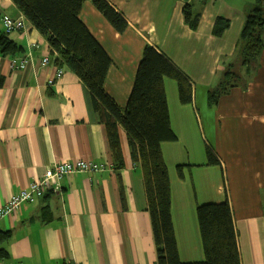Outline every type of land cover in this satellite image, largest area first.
<instances>
[{
  "label": "crops",
  "instance_id": "crops-1",
  "mask_svg": "<svg viewBox=\"0 0 264 264\" xmlns=\"http://www.w3.org/2000/svg\"><path fill=\"white\" fill-rule=\"evenodd\" d=\"M107 1L128 22L124 33L92 1L80 14L112 59L106 93L127 105L146 45L193 87L192 103L182 104L177 82L164 80L177 141L164 143L162 152L180 259L204 264L197 207L228 200L242 264H264V49L249 66L240 54L246 18L259 0ZM187 5L199 16L196 28L186 21ZM4 17L23 19L26 27L8 34L15 53L0 47V209L55 164L93 160L109 169L69 175L1 219L0 232L10 237L0 264H156L144 173L132 161L126 132L120 128L124 166L115 169L88 87L55 63L46 38L11 0H0V36ZM218 19L228 23L220 35L214 32ZM27 56L25 70L11 68L13 59ZM228 68L237 80L212 105L210 91ZM208 147L219 165L207 164Z\"/></svg>",
  "mask_w": 264,
  "mask_h": 264
},
{
  "label": "trees",
  "instance_id": "trees-1",
  "mask_svg": "<svg viewBox=\"0 0 264 264\" xmlns=\"http://www.w3.org/2000/svg\"><path fill=\"white\" fill-rule=\"evenodd\" d=\"M27 20L46 38L54 61L65 65L88 87L93 97L95 112L107 128L116 168L124 166L120 128L128 137L131 158L144 173L148 210L152 219L157 249L156 264H190L180 259L172 218V194L168 167L162 145L177 141L171 127L170 111L164 80L178 84L180 101H193V87L185 76L156 48L146 45L139 63L132 92L123 108L106 93L105 82L112 59L81 20L86 1H92L98 11L119 33L128 29L126 19L107 0H11ZM188 24L196 28L199 16H194L189 5L184 7ZM228 23L218 19L214 32L220 35ZM3 53H15L17 45L8 37L0 36ZM264 49V0L248 14L241 34L240 54L244 65ZM237 80L231 69L224 73L218 85L210 91V104H216ZM207 164L219 165L212 148H207ZM181 170V169H180ZM197 217L205 254L204 264H242L234 216L228 200L197 207ZM9 232H0V261L8 258L4 244Z\"/></svg>",
  "mask_w": 264,
  "mask_h": 264
},
{
  "label": "built area",
  "instance_id": "built-area-1",
  "mask_svg": "<svg viewBox=\"0 0 264 264\" xmlns=\"http://www.w3.org/2000/svg\"><path fill=\"white\" fill-rule=\"evenodd\" d=\"M185 2L186 0H180ZM3 26L5 33L20 31L25 29V21L23 19H13L11 17L3 18ZM30 58L20 57L11 61V68L14 70H25L30 64ZM48 58L43 60V64H48ZM63 75L62 70H58L56 77L61 78ZM54 81L50 80V84ZM108 168L105 164H98L93 160H77L75 162H63L55 164L48 168L45 174L30 183L18 196L12 197L11 200L4 207L0 209V220L11 216L16 211L20 210L25 204H32L36 200L42 198L51 189L58 187L64 178L76 173H95L103 172ZM77 264V263H68Z\"/></svg>",
  "mask_w": 264,
  "mask_h": 264
}]
</instances>
